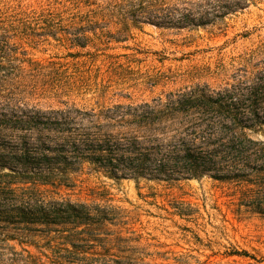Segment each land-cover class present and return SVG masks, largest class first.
I'll use <instances>...</instances> for the list:
<instances>
[{
    "label": "rangeland",
    "instance_id": "374dc122",
    "mask_svg": "<svg viewBox=\"0 0 264 264\" xmlns=\"http://www.w3.org/2000/svg\"><path fill=\"white\" fill-rule=\"evenodd\" d=\"M121 1L0 0V125L24 113L99 112L196 86L218 90L264 68V0L196 27L136 23L112 9ZM34 136L0 127V163ZM76 177L58 196L120 211L96 243L118 264H264V215L240 212L231 184L115 180L88 164Z\"/></svg>",
    "mask_w": 264,
    "mask_h": 264
},
{
    "label": "trees",
    "instance_id": "16d2710c",
    "mask_svg": "<svg viewBox=\"0 0 264 264\" xmlns=\"http://www.w3.org/2000/svg\"><path fill=\"white\" fill-rule=\"evenodd\" d=\"M251 1L122 0L112 9L136 23L196 27L216 25ZM22 115L0 125L35 134L0 163L10 170L0 172V264H118L96 246L101 226L120 211L58 196L76 186L85 164L115 180L208 176L234 186L240 212L264 215V68L218 90L196 86L99 112L70 107ZM54 239L65 243L55 246Z\"/></svg>",
    "mask_w": 264,
    "mask_h": 264
}]
</instances>
